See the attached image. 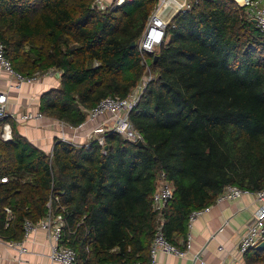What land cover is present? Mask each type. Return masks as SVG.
Returning a JSON list of instances; mask_svg holds the SVG:
<instances>
[{
	"label": "trees",
	"instance_id": "16d2710c",
	"mask_svg": "<svg viewBox=\"0 0 264 264\" xmlns=\"http://www.w3.org/2000/svg\"><path fill=\"white\" fill-rule=\"evenodd\" d=\"M94 4L0 0V41L19 74L61 72L40 113L73 128L102 100L127 98L146 59L155 77L130 114L146 147L109 132L104 145L56 139L50 155L8 120L0 240L22 242L25 222L45 219L51 202L76 264H150L160 218L167 240L183 250L178 239L186 244L190 215L215 205L227 186L264 189V34L233 0H203L172 19L158 54L142 56L138 44L157 0ZM162 173L174 194L159 213L153 197ZM245 264H264V250L249 251Z\"/></svg>",
	"mask_w": 264,
	"mask_h": 264
},
{
	"label": "built area",
	"instance_id": "2783aa9c",
	"mask_svg": "<svg viewBox=\"0 0 264 264\" xmlns=\"http://www.w3.org/2000/svg\"><path fill=\"white\" fill-rule=\"evenodd\" d=\"M203 0H190L185 5L177 8L178 13L186 11L192 8L194 4L199 3ZM240 7L245 8L246 16L252 22L255 20L257 28L264 34V0H234ZM125 3V0H118L114 2L113 6L106 4L102 0H95V7L100 10H106L115 6H121ZM170 0H157V4L150 15L142 37L139 41L138 47L142 56L147 54H158L160 47L164 44L166 39V30L169 25L165 18L166 10L172 8ZM143 65L146 67V73L149 74L146 81L139 83L138 87L125 99L119 97H108L102 100L95 108L88 112L86 121L78 127L87 128L92 127L90 131V139L98 140L101 145H104V136L109 132L119 134L123 139L137 144L143 142V137L134 128L130 121L131 112L138 106L140 98L146 89L150 81L154 79L153 73L151 72L150 65L143 59ZM0 70L4 71L11 78V84L9 88H20L23 84L33 83L36 78L25 77L16 72L11 62L6 56L5 46L0 41ZM31 114H25L20 117L22 121L30 119ZM36 117H42L40 113ZM104 117L105 119L98 125L99 118ZM8 120H19L16 115L10 109V96L9 91H0V140L8 142L12 140V127ZM73 128V127H72ZM2 183L8 182V178L4 177L1 179ZM174 188L171 183L167 181L166 175L161 174L158 188L154 194V206L155 209L160 213L162 209L168 204L173 198ZM254 195L259 203H262V207L255 214L253 221L248 225L245 234L240 239L236 247V257L240 260L244 259L246 254L256 249L260 244L264 242V189L251 192L248 190L241 189L237 186L229 185L225 188L223 194L219 197L217 202L223 201H234L240 199L244 195ZM50 214L38 224H34L31 221H26L24 224V240H27L34 234L38 229L46 231L48 240L51 245L50 259L53 264H76V252L73 248L63 243L64 228L66 226L65 220L61 216H55L52 212L51 202L48 203ZM204 210L195 211L189 217V224H193L198 217L202 215ZM8 215V220L13 219L12 211L9 208L5 209ZM164 221L160 218L157 232L152 244L151 249V264L156 263V256L159 252L166 254H173L177 256H185L186 250H180L176 246L172 245L166 238L163 231ZM23 240V241H24ZM11 248H18L20 253H26L21 242H8ZM190 248V238L187 242V248ZM221 250L223 248H220ZM21 262V260H18ZM20 264V263H19ZM140 264V263H136ZM207 264V263H202ZM245 264V262L241 263Z\"/></svg>",
	"mask_w": 264,
	"mask_h": 264
},
{
	"label": "crops",
	"instance_id": "0c3cea01",
	"mask_svg": "<svg viewBox=\"0 0 264 264\" xmlns=\"http://www.w3.org/2000/svg\"><path fill=\"white\" fill-rule=\"evenodd\" d=\"M102 1L111 5L118 0ZM188 1L190 0H170L173 7L168 8L165 14L168 23L178 14L177 8ZM11 83L9 75L0 70V91H9L10 109L19 117V120L13 121L19 133L35 147L51 155L56 139L76 146L88 144L92 140L89 134L92 127L72 128L40 113L42 95L61 85L60 71L52 69L35 82L23 84L20 88H9ZM38 113L42 117H36ZM25 114H31L33 117L22 121L20 117ZM104 119V117L99 118L93 125L98 126ZM261 207L262 203L250 194L234 201L217 202L204 210L193 224L188 223L186 244L183 237L178 239V244L184 247L186 255L177 256L159 252L155 264H202L203 262L241 264L245 262L244 259L240 260L236 257V247ZM189 238L190 248L186 249ZM21 244L26 253L21 254L18 248H11L8 242L0 240V264H53L50 259L51 245L46 231L38 229ZM151 263L152 260H150Z\"/></svg>",
	"mask_w": 264,
	"mask_h": 264
},
{
	"label": "water",
	"instance_id": "95a60500",
	"mask_svg": "<svg viewBox=\"0 0 264 264\" xmlns=\"http://www.w3.org/2000/svg\"><path fill=\"white\" fill-rule=\"evenodd\" d=\"M253 23L256 24V21L254 20ZM135 46H136V43H133V44H132V47H135ZM157 60H158V56H155V57H154V63H155ZM136 145H137V147H139V148H145V147H146L145 143H143V142H138ZM256 250H264V242H263L262 244H260V245L256 248Z\"/></svg>",
	"mask_w": 264,
	"mask_h": 264
},
{
	"label": "rangeland",
	"instance_id": "374dc122",
	"mask_svg": "<svg viewBox=\"0 0 264 264\" xmlns=\"http://www.w3.org/2000/svg\"><path fill=\"white\" fill-rule=\"evenodd\" d=\"M113 4H114V3H113ZM113 4H112L111 6H113ZM148 76H149V74L146 73V74L144 75L143 81H146V80L148 79ZM153 76L155 77L154 74H153ZM38 78H39V77H38Z\"/></svg>",
	"mask_w": 264,
	"mask_h": 264
}]
</instances>
